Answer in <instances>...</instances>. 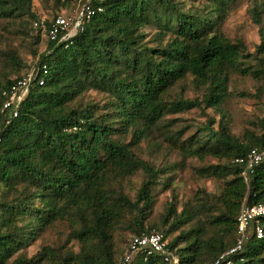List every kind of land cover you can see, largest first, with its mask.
<instances>
[{
  "label": "trees",
  "instance_id": "obj_1",
  "mask_svg": "<svg viewBox=\"0 0 264 264\" xmlns=\"http://www.w3.org/2000/svg\"><path fill=\"white\" fill-rule=\"evenodd\" d=\"M239 1L90 0L86 3L102 12L83 18L82 31L70 44L46 37L34 65L38 71L46 67L44 84L30 87L17 118L0 123V264H117L121 254L115 236L121 229L131 236L160 232L178 264H212L233 246L242 202L264 203V161L247 185L243 167L234 162L264 141V103L259 135L248 132L240 139L223 119L216 129L214 121L202 125L194 136L184 138L185 129L161 133L185 158L214 159L215 164L197 172L221 187L217 194L201 192L192 207L180 212L168 203L159 224L148 220L153 191L167 186L166 179H159L168 170L142 161L136 148L148 133L164 127L166 115L218 109L235 74L261 81L264 94L262 31L253 54L256 69H250L243 62L242 42H231L220 30ZM263 1L251 0L256 24ZM31 3L0 0V19L26 15L32 28L46 36L56 15L35 27L40 20ZM3 60L20 65L13 53L0 50ZM15 79L4 77L0 94ZM186 80L202 91L201 99L172 96ZM90 91L103 96L100 103L85 99ZM171 126L166 121L165 127ZM139 171L144 178L131 197L122 182ZM57 224L67 230L64 246L45 245L31 257L23 254ZM261 227L259 239L248 230L234 264H264V218ZM72 242L77 251L67 246ZM133 264L173 263L139 253Z\"/></svg>",
  "mask_w": 264,
  "mask_h": 264
},
{
  "label": "rangeland",
  "instance_id": "obj_2",
  "mask_svg": "<svg viewBox=\"0 0 264 264\" xmlns=\"http://www.w3.org/2000/svg\"><path fill=\"white\" fill-rule=\"evenodd\" d=\"M59 1V2H58ZM90 0H32L31 12L40 21L49 22L55 15L69 16L75 19L84 3ZM264 2V1H263ZM32 19L26 15L17 19H0V50L2 53H13L19 66H11L4 60L0 63V81L4 77L8 80L20 77L26 71L36 65L39 56L46 47V36L32 28ZM220 30L231 42L240 41L245 46L247 55L244 59L245 67L256 69L253 54L259 45L260 32L264 34V4L260 10V24L253 20V3L251 0H241L233 5L228 11L225 19L220 25ZM39 35V42L34 43V37ZM3 59L4 56H3ZM25 67H30L25 68ZM35 67V66H34ZM262 82L255 80L252 76L233 75L227 88V95L218 109L207 108L200 110L194 108L180 114L166 115V121H171L170 128L164 127L160 131H153L147 134L146 139L141 140L136 148L139 158L154 167L155 169H167L168 173L160 177L159 181L166 179L167 186L158 185L153 191L154 205L149 217V224H159L166 205L174 202L176 211L183 208H190L196 200L205 192L217 194L221 183L215 179L203 178L198 174V169L209 164H215L212 158H205L199 161L191 157H183L178 149L171 147L161 133L185 129L184 138L197 134V129L209 121H214L213 129H216L217 122L223 119L228 123L230 132L240 139H244L248 132L259 135L258 122L263 117L264 94L259 88ZM182 95L184 99H201L202 91L196 90L186 80L182 85L174 88L172 96ZM86 100L100 103L103 99L101 94L90 91L85 96ZM130 135L125 138L129 142ZM144 174L139 171L134 176L122 182L123 190L133 196ZM199 196V197H198ZM155 230V229H152ZM67 230L57 224L44 232L31 246L23 251L27 257H31L45 245L64 246ZM126 229H121L115 236V244L120 254L125 250L131 237ZM173 236L167 238V242ZM74 251H77L75 242L67 244Z\"/></svg>",
  "mask_w": 264,
  "mask_h": 264
},
{
  "label": "built area",
  "instance_id": "obj_3",
  "mask_svg": "<svg viewBox=\"0 0 264 264\" xmlns=\"http://www.w3.org/2000/svg\"><path fill=\"white\" fill-rule=\"evenodd\" d=\"M102 12L101 7H92L88 3L81 7L78 16L73 19L69 16L56 15L46 31V37L50 41H63L70 44V39L82 31V19L86 20L95 13ZM35 27L43 26V21L34 23ZM47 75L45 66L38 71L32 67L23 75L16 78L0 94V123L8 124L12 119L18 117V110L25 99L30 87L42 86ZM264 161V141L255 148L250 149L244 156L238 157L234 162L243 167L241 176L247 185L250 175L256 166ZM264 218V203L247 205L242 202L236 220V239L232 247L221 253L212 264H234L233 256L239 254L244 242L248 238V230L256 239L262 237L261 219ZM143 253L146 257L151 255L161 256L165 262L178 264V259L166 247V242L160 232L152 230L147 234L133 235L130 237L124 252L121 254L117 264H133V258Z\"/></svg>",
  "mask_w": 264,
  "mask_h": 264
}]
</instances>
